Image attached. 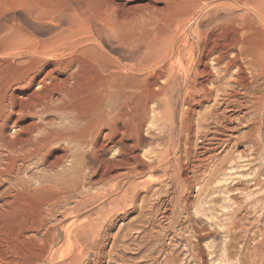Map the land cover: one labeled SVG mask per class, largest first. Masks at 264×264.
<instances>
[{
	"label": "bare ground",
	"instance_id": "1",
	"mask_svg": "<svg viewBox=\"0 0 264 264\" xmlns=\"http://www.w3.org/2000/svg\"><path fill=\"white\" fill-rule=\"evenodd\" d=\"M156 1L162 6L141 21L115 25L120 41L110 60L104 16L89 0H0V264H85L96 226L87 217L62 221L105 195L94 186L106 178L100 153L118 146L110 164L131 162L127 150L139 146L144 125H159L150 104L167 100L168 90L185 105L183 122L213 88L226 90L228 103L235 86L247 96L264 83V0ZM50 113L70 127L56 129L66 124ZM59 141L61 154L44 161Z\"/></svg>",
	"mask_w": 264,
	"mask_h": 264
},
{
	"label": "rangeland",
	"instance_id": "2",
	"mask_svg": "<svg viewBox=\"0 0 264 264\" xmlns=\"http://www.w3.org/2000/svg\"><path fill=\"white\" fill-rule=\"evenodd\" d=\"M89 1L90 10L104 16L101 36L112 46L103 41L110 60L117 58L120 41L115 25L141 21L162 6L156 0ZM72 6L70 10L79 13L76 4ZM222 80L218 83L223 86ZM208 83V88L218 84ZM234 89L237 93L227 103L226 90L213 88L208 99L182 114L183 122L179 111L185 105L175 102L176 90L170 89L167 100L157 98L150 104L157 112L149 116L155 114L159 125L148 130L150 124L144 125L139 149L127 150L131 162L110 164L118 146L100 153L96 168L106 178L94 186L104 188L105 195L81 203L62 221L87 217L96 226L98 243L85 264H264V83L247 96L242 87ZM49 115L66 124H54L56 129L70 124L62 114ZM64 145L59 141L45 148L44 161L61 154ZM161 158L164 164L155 165ZM90 177L96 182L98 175ZM131 183L135 187L125 200L118 199Z\"/></svg>",
	"mask_w": 264,
	"mask_h": 264
}]
</instances>
